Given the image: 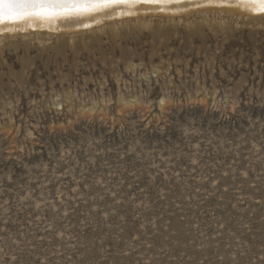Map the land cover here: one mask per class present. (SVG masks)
<instances>
[{
	"label": "rangeland",
	"instance_id": "374dc122",
	"mask_svg": "<svg viewBox=\"0 0 264 264\" xmlns=\"http://www.w3.org/2000/svg\"><path fill=\"white\" fill-rule=\"evenodd\" d=\"M252 13L4 35L0 264H264Z\"/></svg>",
	"mask_w": 264,
	"mask_h": 264
},
{
	"label": "bare ground",
	"instance_id": "6f19581e",
	"mask_svg": "<svg viewBox=\"0 0 264 264\" xmlns=\"http://www.w3.org/2000/svg\"><path fill=\"white\" fill-rule=\"evenodd\" d=\"M214 3L219 4L220 8L228 7L232 10L251 12V14L256 11L262 12L259 4L243 3L241 0H124L122 3L96 7L94 10L86 12L65 11L60 8H52L46 11L28 8L24 12L15 14L11 19L5 17L0 20V40L7 34H30L34 30L37 32L51 31V33L52 31L75 30L92 25H102L100 23L111 20L113 22L120 17L130 18V16H134L139 18L146 16V14L180 13L188 7L209 8Z\"/></svg>",
	"mask_w": 264,
	"mask_h": 264
},
{
	"label": "snow or ice",
	"instance_id": "6c2138e0",
	"mask_svg": "<svg viewBox=\"0 0 264 264\" xmlns=\"http://www.w3.org/2000/svg\"><path fill=\"white\" fill-rule=\"evenodd\" d=\"M124 0H0V20L5 17L13 18L15 14L24 12L28 8L46 11L52 8H60L65 11L75 10L86 12L96 7H107L112 4L122 3ZM243 3H257L264 11V0H241Z\"/></svg>",
	"mask_w": 264,
	"mask_h": 264
}]
</instances>
